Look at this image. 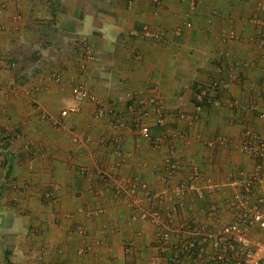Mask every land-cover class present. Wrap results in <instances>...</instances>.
Returning a JSON list of instances; mask_svg holds the SVG:
<instances>
[{
	"label": "crops",
	"instance_id": "crops-1",
	"mask_svg": "<svg viewBox=\"0 0 264 264\" xmlns=\"http://www.w3.org/2000/svg\"><path fill=\"white\" fill-rule=\"evenodd\" d=\"M1 1L7 9L0 23L15 3L23 20L18 33L0 31V57L16 62L0 68V137L14 135L8 170L0 173V264H31L42 247L46 264H153L155 227L134 219L128 195L112 191L105 177L137 178L164 196L195 168L220 191L141 206L162 213L174 207L175 224L203 222L213 206L224 222L231 220L224 201L239 190L231 183L254 168L240 150L242 133L264 134L260 0H198L195 7L180 0L158 7L151 0ZM143 26L160 39L141 35ZM219 61L232 71L217 72ZM213 77L226 81L221 105L206 106L193 124L178 120V112L193 113L197 86ZM79 85L95 102L76 104ZM150 99L163 107L162 126L150 104L134 105ZM74 105L75 113L60 116ZM99 106L113 107L128 129L96 118ZM142 110L149 140L134 125ZM170 153L179 165L173 178ZM254 192L264 195V185Z\"/></svg>",
	"mask_w": 264,
	"mask_h": 264
},
{
	"label": "built area",
	"instance_id": "built-area-1",
	"mask_svg": "<svg viewBox=\"0 0 264 264\" xmlns=\"http://www.w3.org/2000/svg\"><path fill=\"white\" fill-rule=\"evenodd\" d=\"M187 2L195 7L198 0H180ZM152 5L158 7L161 0H151ZM259 6L264 8V0L259 1ZM7 9L5 1L0 2V16H3ZM23 12L19 3L14 4V9L7 16L8 22L0 23V31L14 34L21 29ZM185 28L191 24L185 22ZM140 34L152 40L160 39V33L152 31L149 27L143 26ZM179 34L180 31L178 30ZM232 34V33H231ZM230 34V35H231ZM89 53V52H88ZM90 54V53H89ZM138 58V56H137ZM221 60V57H219ZM224 63L217 65V72L222 73L223 68L231 72L233 67L226 68ZM15 66L14 61H5L0 57V68L3 66ZM264 81V74H263ZM227 87L226 81L221 78H209L197 86L194 93L193 113H177V119L190 125L197 121L198 117L206 106H220L223 101L222 93ZM132 97V96H131ZM134 97V96H133ZM74 101L76 104L85 101L95 102L91 92L83 85L75 89ZM150 104L151 112L155 115V124L162 126L165 123V112L159 100L150 99L148 101H136L134 105L143 106ZM133 105V104H132ZM131 106L132 112H137L135 106ZM77 106L63 109L60 116L64 117L68 113H75ZM256 111V106L251 107ZM144 111V110H142ZM144 111L136 115L135 124L140 137L144 140L150 139V128L144 122L147 117ZM96 118H106L114 128L123 130L128 129V125L122 121V118L116 113L113 107L99 106L95 114ZM260 117L264 118L261 114ZM42 118L49 121L54 127L61 125L60 119L48 117L42 114ZM14 138L11 133L3 134L0 137V173L8 170L7 148ZM240 150L242 153L254 160V168L250 175L243 177L231 184L238 188L236 192L225 198L226 211L231 214V220L224 222L219 215L217 206L208 209L206 218L203 222L199 219H192L187 223H173L175 208L169 207L164 213L156 210H145L142 201L152 202L157 198L168 196L176 198L183 194L194 193L202 198L205 195L217 193L220 191L218 185H215L210 179L203 176L197 169L193 168L187 179L176 182L168 191L153 195L145 183H141L137 178H112L105 177L104 181L115 193H126L129 197L131 206L135 209L134 219L145 221L155 227V254L152 263L163 264H264V195L254 192V188L264 185V134H259L251 130H245L242 133ZM162 139L153 141V148H161ZM117 147V146H116ZM168 167V177L173 178L179 170V165L170 153L166 161ZM142 194V196H141ZM50 195L47 194L46 197ZM129 253L130 248H127ZM46 255V248L42 247L39 254L35 256L31 264H46L43 257ZM128 264H142L140 262H130Z\"/></svg>",
	"mask_w": 264,
	"mask_h": 264
},
{
	"label": "rangeland",
	"instance_id": "rangeland-1",
	"mask_svg": "<svg viewBox=\"0 0 264 264\" xmlns=\"http://www.w3.org/2000/svg\"><path fill=\"white\" fill-rule=\"evenodd\" d=\"M35 24L38 25L39 21H36ZM34 39H37L36 41H40V37H38V38L34 37ZM32 41H33V39H32Z\"/></svg>",
	"mask_w": 264,
	"mask_h": 264
}]
</instances>
